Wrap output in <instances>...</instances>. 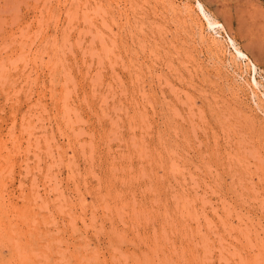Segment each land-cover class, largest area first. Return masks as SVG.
<instances>
[{
    "label": "rangeland",
    "instance_id": "obj_1",
    "mask_svg": "<svg viewBox=\"0 0 264 264\" xmlns=\"http://www.w3.org/2000/svg\"><path fill=\"white\" fill-rule=\"evenodd\" d=\"M0 264H264V0H0Z\"/></svg>",
    "mask_w": 264,
    "mask_h": 264
},
{
    "label": "bare ground",
    "instance_id": "obj_2",
    "mask_svg": "<svg viewBox=\"0 0 264 264\" xmlns=\"http://www.w3.org/2000/svg\"><path fill=\"white\" fill-rule=\"evenodd\" d=\"M199 3V2H198ZM201 7H202V5L201 4H199ZM198 5V6H199ZM201 9V8H200ZM202 11H203V7H202ZM205 12V11H204ZM209 17V16H208ZM210 18H212V17H209V19H208V21L210 20ZM210 23V26H216V25H220L221 23H219V21L218 20H216L215 18L213 19L212 18V20L209 22ZM222 27H223V25H221ZM233 42V41H232ZM234 45V44H233ZM237 48V51L239 52L238 54H242V55H244V56H246L242 51H241V49H239L238 47H236ZM249 62H252V61H250L249 60ZM254 65V64H253ZM256 69V66L254 65V70ZM254 73V72H253Z\"/></svg>",
    "mask_w": 264,
    "mask_h": 264
}]
</instances>
